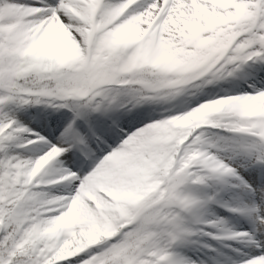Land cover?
I'll return each mask as SVG.
<instances>
[{"label": "snow or ice", "instance_id": "1", "mask_svg": "<svg viewBox=\"0 0 264 264\" xmlns=\"http://www.w3.org/2000/svg\"><path fill=\"white\" fill-rule=\"evenodd\" d=\"M0 264H264V0H0Z\"/></svg>", "mask_w": 264, "mask_h": 264}]
</instances>
